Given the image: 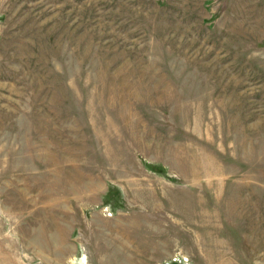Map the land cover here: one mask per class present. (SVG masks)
Returning a JSON list of instances; mask_svg holds the SVG:
<instances>
[{
    "label": "rangeland",
    "instance_id": "obj_1",
    "mask_svg": "<svg viewBox=\"0 0 264 264\" xmlns=\"http://www.w3.org/2000/svg\"><path fill=\"white\" fill-rule=\"evenodd\" d=\"M0 264H264V0H0Z\"/></svg>",
    "mask_w": 264,
    "mask_h": 264
}]
</instances>
